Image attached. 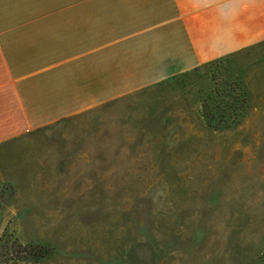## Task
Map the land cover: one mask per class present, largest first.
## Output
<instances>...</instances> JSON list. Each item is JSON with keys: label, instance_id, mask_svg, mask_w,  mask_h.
<instances>
[{"label": "rangeland", "instance_id": "1", "mask_svg": "<svg viewBox=\"0 0 264 264\" xmlns=\"http://www.w3.org/2000/svg\"><path fill=\"white\" fill-rule=\"evenodd\" d=\"M64 1L0 0V21L11 10L14 22L94 23L113 36L136 21L119 0ZM223 78L247 91L230 128L210 125L201 104ZM4 232L48 248L13 264H264V46L1 140Z\"/></svg>", "mask_w": 264, "mask_h": 264}, {"label": "crops", "instance_id": "2", "mask_svg": "<svg viewBox=\"0 0 264 264\" xmlns=\"http://www.w3.org/2000/svg\"><path fill=\"white\" fill-rule=\"evenodd\" d=\"M118 7L136 10V21L114 36L94 23L14 22L4 12L0 141L264 41V0H119Z\"/></svg>", "mask_w": 264, "mask_h": 264}, {"label": "trees", "instance_id": "3", "mask_svg": "<svg viewBox=\"0 0 264 264\" xmlns=\"http://www.w3.org/2000/svg\"><path fill=\"white\" fill-rule=\"evenodd\" d=\"M257 45L264 46V41ZM244 50H248V48ZM231 55L233 54L217 58L203 64V66L219 67L223 62L229 60ZM194 69L197 70L198 67ZM215 93L216 96H207L201 102L203 115L208 123L216 127L237 126L248 111L247 91L244 82L240 78L231 81L223 78V82L217 86ZM46 249L48 248L43 246L37 248L31 243L24 244L16 237L13 238L4 232L0 236V264H13L20 260L38 262L44 255H47Z\"/></svg>", "mask_w": 264, "mask_h": 264}]
</instances>
